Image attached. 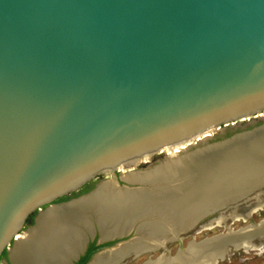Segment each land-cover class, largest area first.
Segmentation results:
<instances>
[{"label": "water", "instance_id": "1", "mask_svg": "<svg viewBox=\"0 0 264 264\" xmlns=\"http://www.w3.org/2000/svg\"><path fill=\"white\" fill-rule=\"evenodd\" d=\"M262 114L264 0H0V264L5 251L6 264H17L11 251L44 212L77 207L118 173L120 190L167 193L176 182L123 176L162 167L139 169ZM258 131L264 125L215 144L235 147ZM250 163L239 175L252 173ZM218 174L234 179L224 162ZM102 176L88 194L56 203ZM170 199H156L128 232L108 239L97 214L84 211L90 227L74 221L84 238L71 264L96 231L100 244L134 236L88 264L139 239L142 226L164 220Z\"/></svg>", "mask_w": 264, "mask_h": 264}, {"label": "bare ground", "instance_id": "2", "mask_svg": "<svg viewBox=\"0 0 264 264\" xmlns=\"http://www.w3.org/2000/svg\"><path fill=\"white\" fill-rule=\"evenodd\" d=\"M215 132L200 136L195 142L175 147L173 151L167 150L174 158L161 163L162 167L123 176L127 182H176L168 194L123 191L116 187L113 179L107 180L99 185L96 194L77 207L63 205L44 212L37 226L23 235L24 241L16 244L10 259L17 264H71L84 238L81 228L74 221L81 219L79 222L84 228L90 227L86 223L84 211L97 214L102 238L108 239L128 232L136 215L150 207L153 209L156 199L169 197L172 199L168 202V208L164 209L166 211L161 208L159 212L164 217L161 223L145 224L140 229L139 239L101 255L92 264H122L130 258L138 259L144 254L155 253L165 244L178 240L184 242L188 237L185 235L194 230L200 234L215 226L223 227L225 232L201 241H197L194 236L185 246L186 249L177 251L172 258L163 254L143 264H218L225 260L231 249L245 252L255 250V239L264 242V218L259 223L251 222L255 213L264 211V131H258L257 135L240 141L241 145L235 147L203 145L205 147H198L197 152L186 153L190 146H199L205 142L204 138ZM248 161L251 162L252 173L248 175L244 170L239 175L238 171L245 169V162ZM223 162L234 172L232 181L219 179L218 173ZM231 162H234L233 166ZM254 167V177L257 176V179L250 183ZM178 180L181 182L177 183ZM245 183L248 184L243 185ZM251 200H255L254 206H251ZM248 201L250 207L247 208V215H238V208ZM225 211L231 213L226 214ZM214 214L217 217L202 224ZM237 220H250V224L238 230L231 229L227 222Z\"/></svg>", "mask_w": 264, "mask_h": 264}, {"label": "rangeland", "instance_id": "3", "mask_svg": "<svg viewBox=\"0 0 264 264\" xmlns=\"http://www.w3.org/2000/svg\"><path fill=\"white\" fill-rule=\"evenodd\" d=\"M264 125V115H259L258 119H249L245 122H240L234 125H230L228 127L222 128L220 131H217L213 133L211 136L204 138L203 140L205 141L204 143H200L199 146H194L191 148V150H194L196 147H201L203 145H212L224 140H227L231 137H233L235 134H240L243 132L251 131L257 127H260ZM202 141V140H201ZM167 157L169 159L174 158L173 155L168 156L166 154H160V155H155L151 159V163L147 165H141L139 169L145 170L148 167H151L153 165H158L162 162L167 161ZM111 178H118V176H111ZM253 197V196H252ZM264 199V197L262 196ZM252 201V202H251ZM250 204L251 206L255 205V200H251ZM249 201L248 203L243 202L241 207L238 208L237 214L240 216L247 215L248 207H250ZM224 213L229 214L231 211H225ZM217 217V215H212L208 217L206 220L203 222L205 224L209 223L212 219ZM264 218V211H258L252 216V219L255 222H260ZM202 222V223H203ZM228 226H230L231 229L233 230H238L240 228L246 227L248 224H250L249 221H244V220H237V221H228L227 222ZM197 230L192 231L189 233V236L183 240L184 244L187 245L188 242L195 236L197 241H201L205 238H210L215 235L221 234L225 232V229L223 227H213L212 229L206 230L204 232H201L200 234L196 233ZM197 234V235H196ZM254 245H255V250L245 252L244 250H233L231 249L228 253V256L225 258V260L220 261L218 264H264V242L262 240L255 239L254 240ZM167 248L170 249L171 254L174 255L176 254L177 250L179 249L178 243L177 242H172L170 244H167ZM162 251L158 250L157 252L153 253V259L156 258L159 254H161ZM143 256V257H142ZM140 259H135V260H127L128 263L126 264H143L145 260H148L150 258V254H144L142 255ZM133 259V258H132ZM6 260L4 259V264H6ZM125 262V261H124ZM124 262L122 264H124ZM121 264V263H120Z\"/></svg>", "mask_w": 264, "mask_h": 264}, {"label": "flooded vegetation", "instance_id": "4", "mask_svg": "<svg viewBox=\"0 0 264 264\" xmlns=\"http://www.w3.org/2000/svg\"><path fill=\"white\" fill-rule=\"evenodd\" d=\"M144 165H147V164H144ZM121 175H122L121 173H118V174H117V176H118V180H119V178L121 177ZM109 178H111V177H109ZM109 178H108V179H109ZM111 179H112V178H111ZM104 180H106V178H105L104 176H102V177H100L99 179L93 181L92 183H89L88 185L83 186V188H81L78 192L73 193V194H71V195H69V196H66V197H65V198H67L66 200H61V199H62V198H61V199H59L58 201H56V203L69 202V201H72V200H74V199H76V198H79V197L83 196V194L86 195V194H88L89 192H91L92 190H94L95 187L97 186V184H99L101 181H104ZM120 183H121L122 185L125 184V183L122 182V181H120ZM63 198H64V197H63ZM202 224H205V223L203 222ZM202 224H200V226H201ZM28 227H29V226L27 225L26 228H28ZM133 236H134V235H131V236L126 237V238H123V239H115V240H113V241H109V242H107V243L100 244V243H99V240H100V238H101V234H100L98 231H96V235H95V237L89 239V242H88V244L86 245L84 252L79 256L78 259H76V261L73 262V264H80V263L82 262V259H83L84 257H86L88 254H90L89 259H88L87 262H86V264H88L89 260H92L93 257H94L95 255H97V254H99V253H100V254L102 253L103 248H105V247H113V246H116L117 244H119V243H121V242H124V241H128V240H130ZM187 236H189V234H188V235H185V237H187ZM185 237H184V238H185ZM177 243H178V242H177ZM183 243H184V242H183ZM166 246H167V245H166ZM178 246H179V243H178ZM184 246H186V245L184 244ZM115 249H117V248H115ZM168 249H169V248H168ZM159 250H161L162 253L159 254L157 257L161 256V255L163 254V252H164V249H163V248H161V249H159ZM169 250H170V249H169ZM166 255L168 256L169 254L166 253ZM171 255H172V254H171ZM174 255H175V254H174ZM153 256H154L153 253L150 254V258H149V259H152ZM142 257H143V256H142ZM140 258H141V257H140ZM140 258H138V259H140ZM128 260H129V259H128ZM130 260H135V259H134V258H133V259L130 258ZM136 260H137V259H136ZM136 260H135V261H136ZM145 261H146V260H145ZM126 263H128L127 260H125L124 264H126Z\"/></svg>", "mask_w": 264, "mask_h": 264}, {"label": "trees", "instance_id": "5", "mask_svg": "<svg viewBox=\"0 0 264 264\" xmlns=\"http://www.w3.org/2000/svg\"><path fill=\"white\" fill-rule=\"evenodd\" d=\"M92 183V182H91ZM89 183H87V185H88ZM86 186V185H85ZM67 198H62L61 200H66ZM36 215H37V212L36 213H33L30 217H29V219L28 220H26L27 221V225L28 226H31V225H33L34 224V219H35V217H36ZM26 225V226H27ZM89 256H90V254H88L86 257H84L83 259H82V262L80 263V264H86V262H87V260L89 259ZM7 258V253H6V251L3 253V255H2V259H6Z\"/></svg>", "mask_w": 264, "mask_h": 264}]
</instances>
